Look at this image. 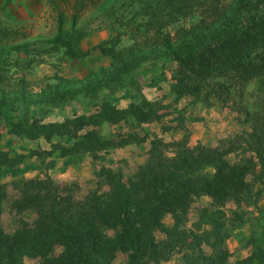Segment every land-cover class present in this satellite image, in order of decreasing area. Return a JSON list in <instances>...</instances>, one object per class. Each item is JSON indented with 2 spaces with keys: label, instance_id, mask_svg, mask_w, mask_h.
<instances>
[{
  "label": "rangeland",
  "instance_id": "rangeland-1",
  "mask_svg": "<svg viewBox=\"0 0 264 264\" xmlns=\"http://www.w3.org/2000/svg\"><path fill=\"white\" fill-rule=\"evenodd\" d=\"M230 2L179 0L176 8L185 5L186 10L184 15L174 18L164 14L162 0H51L50 12L33 16L22 24L0 14V95H28L26 102L20 100L6 110L0 125V149L9 157H19L13 167L0 166V184L5 191L0 199L2 237L14 242L19 230L35 228L39 214L23 203L21 186L25 180H41L45 184L50 182L59 197L75 198L73 211L82 221L78 236L95 239L96 260L76 264H130L133 249L124 247L123 225L112 222L114 207L107 199L110 187L102 168L121 171L128 180L149 157L151 140L160 138L164 142H176L171 148L179 147L177 144L188 147L206 144L247 169L243 171L244 184L223 203L212 195H192L186 206L180 205L176 212L166 213L161 221L163 225L153 230L156 242L166 243L160 246V256L147 257V262L186 264V258L196 259L202 251L212 254L210 242L221 230L228 251L223 264H264V164L253 150L258 147L257 139L250 134L256 127L264 148V74L241 85L230 83L227 103L217 97L209 103L201 101V96L178 97L172 90L178 66L162 49L165 35L178 44L192 30L217 24ZM155 13L158 23L153 18ZM60 26L66 32L74 29L83 36L78 45L88 52L85 56L72 58L64 49H55L48 42ZM117 37L118 46L141 60L132 70L133 80L126 75L120 84L104 82L95 96L86 97L81 92L75 99L61 103L49 102V97L40 95L55 90L56 86L81 85L93 75L103 79L105 69L113 67V60L97 46ZM18 44L22 48L15 51L13 46ZM141 97L155 104L161 120L138 123L129 115L117 123L105 121L96 130L105 140L106 149L95 153L63 156L46 138H29L24 134V125L33 121L61 123L88 116L106 101L129 110ZM247 110L251 113L248 121ZM52 140L70 144L66 136ZM205 171L210 175L214 172L209 168ZM34 190L28 191L32 197ZM113 213L116 215L117 211ZM109 238L116 239V246L110 251L107 250ZM24 250L19 256L20 264L77 261V258L71 261L73 253L62 241L48 243L45 254ZM9 258L1 256L0 264H10Z\"/></svg>",
  "mask_w": 264,
  "mask_h": 264
},
{
  "label": "trees",
  "instance_id": "trees-1",
  "mask_svg": "<svg viewBox=\"0 0 264 264\" xmlns=\"http://www.w3.org/2000/svg\"><path fill=\"white\" fill-rule=\"evenodd\" d=\"M165 15L174 18L184 15L186 6L176 8L179 0H162ZM83 3L81 6L85 7ZM229 8L222 13L217 24L204 29H194L178 44H173L169 35L163 39L162 49L166 57L177 63L173 75L172 90L178 96H201V101L209 103L211 99L227 103L229 84L237 82L239 85L254 77L264 74V0H231ZM179 13V14H177ZM78 11L74 15L76 21ZM155 23H158L156 13ZM160 30L161 26L158 25ZM1 32V30H0ZM83 36L77 30L66 32L62 26L57 34L48 40L55 49H64V53L72 58H81L88 52L83 51L78 42ZM120 38L111 39L97 46L103 55L113 60V67L105 69V76L100 79L92 76L81 85L68 84L56 86L49 93L42 92V97L52 103L67 102L75 99L81 92L86 97L98 94L104 82L106 84H120L128 75L131 80L133 68L141 60L135 53H127L126 49L118 46ZM1 47V46H0ZM22 45L13 46L20 51ZM27 94L0 95V125L4 121L6 110L17 102H26ZM131 115L138 123L160 121L162 116L155 108V104L145 97L132 103L129 110L117 108L110 102H103L96 113L77 116L61 123L41 124L33 121L24 125V134L29 138L44 137L51 142L61 155L78 154L80 152L95 153L106 149L105 140L96 130V126L105 121L117 123ZM250 111L247 110L245 120H249ZM23 127V126H22ZM21 127V128H22ZM256 138L258 147L253 150L258 153L264 164L262 155L263 142L257 128L250 133ZM68 137L69 145L54 142V137ZM1 138V134H0ZM260 139V141H259ZM176 142H164L162 139H152L149 157L144 164L128 180L121 171L102 168L107 177V199L114 208L112 222L118 221L123 225L124 247L133 250L129 256L130 264H149L147 257L160 256V246L153 237V230L163 225L162 218L168 212H176L180 205H187L192 195H212L217 202L223 203L233 192L239 191L243 182V171L247 169L241 162H234L226 158V153L213 149L206 144L196 147L180 146ZM19 157H9L0 149V166L13 167ZM213 169L212 175L205 169ZM22 199L26 206L34 208L38 216L35 228H23L18 231L16 241L0 235V257L9 256L10 264H20L19 256L24 249L31 253L39 250L45 254L47 244L56 241L65 243L72 251V259L76 263L95 261L98 250L95 239L90 236H78L82 230V221L78 219L72 201V195L58 196L54 194L50 182L41 180H25L22 182ZM44 184V186H43ZM20 185V184H19ZM31 188V189H30ZM32 188H35L31 193ZM5 195L4 187L0 184V199ZM97 196H92L95 199ZM78 202V201H77ZM89 205L86 203L85 207ZM63 206V207H62ZM176 214V213H175ZM76 215V216H75ZM77 217V218H76ZM76 218V219H75ZM112 226H116V224ZM96 226V223H93ZM90 228L89 223L87 224ZM122 229V228H121ZM220 229V227H219ZM127 232V233H126ZM196 237V236H195ZM224 237L221 230L215 234V240L210 242L214 253L200 252L196 259L186 258V264H223L228 258V251L223 245ZM116 239H107V250L115 247ZM33 251V252H32ZM107 251V252H108ZM50 262V261H48ZM66 264V262H64ZM68 264V263H67Z\"/></svg>",
  "mask_w": 264,
  "mask_h": 264
},
{
  "label": "crops",
  "instance_id": "crops-1",
  "mask_svg": "<svg viewBox=\"0 0 264 264\" xmlns=\"http://www.w3.org/2000/svg\"><path fill=\"white\" fill-rule=\"evenodd\" d=\"M50 4L51 0H0V14L22 24L33 16L48 12Z\"/></svg>",
  "mask_w": 264,
  "mask_h": 264
}]
</instances>
